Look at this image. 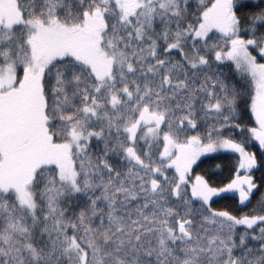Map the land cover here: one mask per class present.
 <instances>
[{
	"label": "snow or ice",
	"instance_id": "obj_1",
	"mask_svg": "<svg viewBox=\"0 0 264 264\" xmlns=\"http://www.w3.org/2000/svg\"><path fill=\"white\" fill-rule=\"evenodd\" d=\"M0 264H264V0H0Z\"/></svg>",
	"mask_w": 264,
	"mask_h": 264
}]
</instances>
